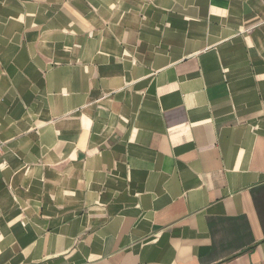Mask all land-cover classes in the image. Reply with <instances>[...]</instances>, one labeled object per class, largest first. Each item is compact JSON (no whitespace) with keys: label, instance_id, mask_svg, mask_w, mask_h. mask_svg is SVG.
<instances>
[{"label":"crops","instance_id":"obj_1","mask_svg":"<svg viewBox=\"0 0 264 264\" xmlns=\"http://www.w3.org/2000/svg\"><path fill=\"white\" fill-rule=\"evenodd\" d=\"M0 264H264V0H0Z\"/></svg>","mask_w":264,"mask_h":264},{"label":"built area","instance_id":"obj_2","mask_svg":"<svg viewBox=\"0 0 264 264\" xmlns=\"http://www.w3.org/2000/svg\"><path fill=\"white\" fill-rule=\"evenodd\" d=\"M1 147H2V144H0V149H1Z\"/></svg>","mask_w":264,"mask_h":264}]
</instances>
